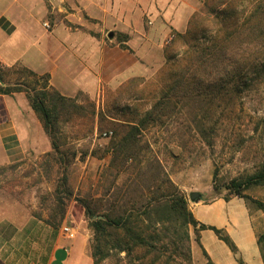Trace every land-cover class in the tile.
Here are the masks:
<instances>
[{"label": "rangeland", "instance_id": "1", "mask_svg": "<svg viewBox=\"0 0 264 264\" xmlns=\"http://www.w3.org/2000/svg\"><path fill=\"white\" fill-rule=\"evenodd\" d=\"M178 1L179 7L191 3L196 7L195 13L204 0ZM148 13L144 15V35L148 41L136 36L133 30L119 28L104 33L111 47L127 50L128 58L117 57V66L112 62L96 92H81L71 97L62 94L81 105L77 110L82 111L69 114L61 110L55 136L60 151L54 152L49 134L39 128L36 144L24 142L29 148L24 157L12 156L9 162H0V260L7 258L10 264H52L56 248L67 240L76 239L86 241L84 256L90 260L89 264L95 263V233L84 204L94 205L105 189L111 187L112 209L115 212L123 209L129 192L122 189L119 194V191L128 174L121 172L115 178L116 167L110 166L112 145L123 135L125 122L138 123L145 119L146 112L161 98L164 47L173 33H185L187 29L170 31L166 40L157 38ZM41 77L32 76L21 68H0V78L5 84L19 85L25 90L42 88ZM142 79H146L147 84L142 85L140 91L129 83ZM18 93L25 95L29 102L25 91ZM231 97L213 98L204 93L195 99L185 98L189 102L184 103L185 109H182L183 103L173 97L172 101L178 103L174 112L150 123L142 133V141L151 143L153 156L161 160L187 199L194 218L221 229L236 245L237 251L232 252L223 241L216 240L218 236L213 230L202 233L203 230L195 231L190 227L194 264H207L208 258L213 264H263L264 183L245 190L247 198L215 188L233 179L245 180L262 169L264 83ZM107 131L113 132L110 138L103 136ZM191 192L201 193V200L191 201ZM116 196L118 199L113 201ZM61 210H64V218L61 220L59 215L56 220L53 216ZM65 226L73 227L74 233L66 235ZM110 254L113 256L99 264L127 263L125 253L112 251ZM67 264L74 262L70 260ZM82 264H88L87 260Z\"/></svg>", "mask_w": 264, "mask_h": 264}, {"label": "trees", "instance_id": "2", "mask_svg": "<svg viewBox=\"0 0 264 264\" xmlns=\"http://www.w3.org/2000/svg\"><path fill=\"white\" fill-rule=\"evenodd\" d=\"M164 56L165 65L160 71L163 75L161 98L146 112L145 119L138 123L125 122L123 135L112 145L110 166L116 167L115 178L121 172L128 174L119 191L120 194L126 189L128 200L122 204V210L115 212L110 196L112 189L108 187L94 205L84 204L95 233L94 264L112 257V251L125 253L126 264H194L190 227L195 231L213 230L232 252L237 251L227 233L194 218L187 199L161 160L153 156L151 143L142 141V133L150 123L174 112L178 103L172 101L173 97L183 103L182 109H185L184 103H189L185 98L195 99L204 93L213 98L231 97L264 83V0H204L190 17L186 32L173 33L164 47ZM21 70L38 76L28 69ZM41 78L44 83L40 89L25 90L19 85L5 84V89L0 87V93H27L31 108L49 134L54 152L58 153L60 145L55 136L61 110L77 114L82 109L77 110L81 105L48 86V76ZM129 83L140 91L147 80ZM261 168L245 180L233 179L215 190L224 188L229 195L247 198L245 190L264 183V163ZM118 196L113 197V201ZM61 211L54 214L56 220L59 215L61 220L64 218V210ZM258 243H261L260 237ZM261 249L264 263V246ZM207 264L213 262L208 258Z\"/></svg>", "mask_w": 264, "mask_h": 264}, {"label": "crops", "instance_id": "3", "mask_svg": "<svg viewBox=\"0 0 264 264\" xmlns=\"http://www.w3.org/2000/svg\"><path fill=\"white\" fill-rule=\"evenodd\" d=\"M195 9L191 3L179 7L178 0H0V68H25L39 77L46 75L48 86L65 96L96 92L112 62L117 66V57L128 58L127 50L111 47L104 33L133 30L148 41L144 21L148 11L157 38L166 40L170 31L186 29ZM1 86H5L3 80ZM39 128L43 125L25 95L0 93V162L24 157L29 150L24 142L36 144ZM205 231L211 230L201 232ZM86 247V241L67 240L53 252L51 262L87 260L89 264ZM0 264L10 262L6 258Z\"/></svg>", "mask_w": 264, "mask_h": 264}, {"label": "built area", "instance_id": "4", "mask_svg": "<svg viewBox=\"0 0 264 264\" xmlns=\"http://www.w3.org/2000/svg\"><path fill=\"white\" fill-rule=\"evenodd\" d=\"M44 26L46 28H50L51 25L49 23H44ZM113 135V132L112 131H107L105 133H103V136L105 138H110L111 136ZM63 232L66 234V235H72L74 233V228L73 227H70V226H65L63 227Z\"/></svg>", "mask_w": 264, "mask_h": 264}, {"label": "water", "instance_id": "5", "mask_svg": "<svg viewBox=\"0 0 264 264\" xmlns=\"http://www.w3.org/2000/svg\"><path fill=\"white\" fill-rule=\"evenodd\" d=\"M189 196H190L191 201H194V202L200 201L202 198V194L199 192H191Z\"/></svg>", "mask_w": 264, "mask_h": 264}]
</instances>
